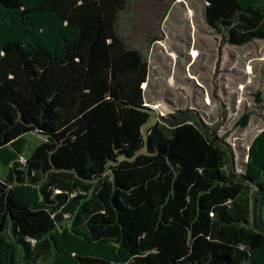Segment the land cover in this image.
<instances>
[{
	"label": "trees",
	"instance_id": "obj_1",
	"mask_svg": "<svg viewBox=\"0 0 264 264\" xmlns=\"http://www.w3.org/2000/svg\"><path fill=\"white\" fill-rule=\"evenodd\" d=\"M126 7L0 0V264H264V129L243 173L191 110L142 132L149 67L117 34ZM203 15L228 45L264 40V0Z\"/></svg>",
	"mask_w": 264,
	"mask_h": 264
},
{
	"label": "rangeland",
	"instance_id": "obj_2",
	"mask_svg": "<svg viewBox=\"0 0 264 264\" xmlns=\"http://www.w3.org/2000/svg\"><path fill=\"white\" fill-rule=\"evenodd\" d=\"M203 11L204 0H127L117 34L148 63L143 89L152 111L142 132L176 110H191L227 135L243 173L248 147L264 129V40L228 45L206 25ZM245 113L251 117L241 128Z\"/></svg>",
	"mask_w": 264,
	"mask_h": 264
}]
</instances>
